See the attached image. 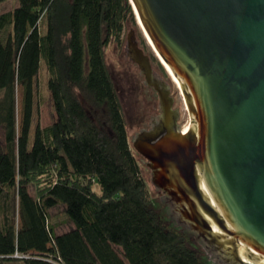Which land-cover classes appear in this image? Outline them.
Masks as SVG:
<instances>
[{
    "label": "trees",
    "instance_id": "obj_1",
    "mask_svg": "<svg viewBox=\"0 0 264 264\" xmlns=\"http://www.w3.org/2000/svg\"><path fill=\"white\" fill-rule=\"evenodd\" d=\"M129 22V0H19L0 15V264L205 263L161 221L133 149L107 62ZM42 69L58 118L32 134ZM58 205L75 226L60 235Z\"/></svg>",
    "mask_w": 264,
    "mask_h": 264
},
{
    "label": "water",
    "instance_id": "obj_2",
    "mask_svg": "<svg viewBox=\"0 0 264 264\" xmlns=\"http://www.w3.org/2000/svg\"><path fill=\"white\" fill-rule=\"evenodd\" d=\"M129 1L181 86L170 96V79V92L153 83L129 22L119 60L130 56L140 67L131 85L143 75L150 93H159L132 139L158 113L151 109L159 99L161 109L158 129L136 137L134 147L162 170V189L178 188L180 202H198L197 224L210 240L199 236L203 228H187L181 211L169 208L168 216L195 230L193 239L217 263L264 264V0Z\"/></svg>",
    "mask_w": 264,
    "mask_h": 264
},
{
    "label": "rangeland",
    "instance_id": "obj_3",
    "mask_svg": "<svg viewBox=\"0 0 264 264\" xmlns=\"http://www.w3.org/2000/svg\"><path fill=\"white\" fill-rule=\"evenodd\" d=\"M19 6V0H8L0 4V15L6 12L12 11ZM135 13V11H134ZM132 26L136 28L137 36L139 41L142 42L144 45L147 53L153 56L157 62L160 64L161 61L157 57L154 49L152 48L151 44L148 42L147 38L145 37L143 31L139 27L136 17L135 23H132ZM125 33H124V42L121 46L113 44L108 49L107 54V62L109 65V70L112 74V78L115 81L116 87L120 94V99L122 102L123 112L125 119L127 121L128 131L130 133L131 142L133 143L132 139V131L135 129L136 123L143 119L145 116V108L148 103L153 102V97L158 98L157 91L152 89L150 93L149 87H146L143 83V78L138 81V84L131 81L140 73L138 65H135L133 61H130V56L127 57V60H119V56L123 52L124 45L127 41L128 37V27L129 23L125 26ZM163 65V64H162ZM42 67L44 64L42 63ZM45 68V67H44ZM166 70V69H165ZM167 72V71H166ZM48 74L45 69H42L39 76L36 79V97H35V110H34V129H32V134L35 132V127L37 125L41 126L42 128L48 127L52 125L57 120V113L55 110L54 102L47 88L48 82ZM167 78L170 79L172 83V92L170 96H173L175 93L180 94L181 90L178 89L177 85L171 79L169 74L167 73ZM167 79V80H168ZM155 89V88H154ZM22 101H23V89L21 86H17V122L18 126L21 124L22 118ZM33 140V139H32ZM0 141L2 145L6 147V140L4 131L0 128ZM143 175L147 181L148 191L150 194L151 201L153 202V206L161 221L164 223L165 226L169 229H173L178 233L185 234L189 241L191 248L196 251V254L205 262L204 264H219L216 261L212 260L215 258V255L212 257L209 256L202 244L195 242L196 231L184 228L182 225L176 226L175 222L172 221V218L168 215L171 214L169 207L166 205L164 201L161 200V195L154 190V187L150 185V175L148 171L142 170ZM98 193H100V189H96ZM19 223V220H18ZM50 223L55 227V233L57 235L67 233L75 228L74 224L69 220L66 214V207L64 205H58L54 209L50 211Z\"/></svg>",
    "mask_w": 264,
    "mask_h": 264
},
{
    "label": "flooded vegetation",
    "instance_id": "obj_4",
    "mask_svg": "<svg viewBox=\"0 0 264 264\" xmlns=\"http://www.w3.org/2000/svg\"><path fill=\"white\" fill-rule=\"evenodd\" d=\"M136 42L138 43V47L139 49L143 50L144 54L147 55L150 59V63H151V67H152V71H153V83L157 84L160 90H163L165 92H170V89L168 87V84L166 82V80L168 79L167 76L164 74V72L160 69V67L158 66L157 61L155 60V58H153L152 55H150L149 53H147L144 45L142 44L141 41H139L138 39L136 40ZM137 65V64H135ZM139 67V66H138ZM140 70V67H139ZM140 74H141V70H140ZM141 78H143V83L145 84L146 87H148L146 85V79L145 76L141 75ZM153 90H155L153 88ZM156 91V90H155ZM158 93V92H157ZM158 97H159V93H158ZM152 111H154L155 113L158 112L157 114L151 116L149 118V122L146 123V120H144L143 123L139 124V130L136 132L134 139L138 136H143L147 133H153L158 129L159 126V116L161 114V109H160V99L158 100V105L155 104L153 109H151ZM180 118L178 119L177 123H175V130H177L178 132H181V124L179 122ZM133 139V142H134ZM134 147V144H133ZM134 152L135 155L138 159V163L141 167L142 170L148 171L150 174V178H151V182L150 185H152V187H154V189L157 191V193H159L160 195H162V198L164 199V202L166 203V205L171 208L174 211H181V213H183V217L187 216L185 218V220H181L182 223H184L186 225L187 228H197V229H202L203 227L200 224H197L198 222L201 223L199 221V218L197 217V209H198V202L191 200V202L189 203H183L180 202L182 200L178 199V196H175L173 193H176L179 191L178 188H169V185H166L165 187H167L166 189H162L161 185L158 183V177L160 176V174L162 173V170L160 168L157 167V164L155 162L150 161L148 158H146L145 156H143L142 154H140L136 148L134 147ZM188 214V215H187ZM198 221V222H197ZM202 224V223H201ZM205 227V225H204ZM204 231L200 230L199 236H201L202 238H205L207 240H210L208 238V236L205 234V232L208 233L207 228H203Z\"/></svg>",
    "mask_w": 264,
    "mask_h": 264
},
{
    "label": "bare ground",
    "instance_id": "obj_5",
    "mask_svg": "<svg viewBox=\"0 0 264 264\" xmlns=\"http://www.w3.org/2000/svg\"><path fill=\"white\" fill-rule=\"evenodd\" d=\"M135 11V10H134ZM135 17H136V20H137V23L139 25V27L141 28V30L143 31L145 37L147 38L148 42L151 44L152 48L154 49L157 57L159 58V60L161 61V63L163 64L164 68L166 69L167 73L169 74V76L171 77V79L174 81V83L177 85L178 89L181 90V86H180V83L178 82V80L176 79V77L169 71V69L165 66V64L162 62V60L160 59V57L158 56L157 54V50H156V47L154 46L151 38L149 37V35L147 34V32L145 31L142 23H141V20L137 14V12H135Z\"/></svg>",
    "mask_w": 264,
    "mask_h": 264
}]
</instances>
